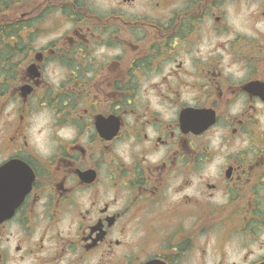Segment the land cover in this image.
I'll return each instance as SVG.
<instances>
[{"label": "flooded vegetation", "instance_id": "af4514ba", "mask_svg": "<svg viewBox=\"0 0 264 264\" xmlns=\"http://www.w3.org/2000/svg\"><path fill=\"white\" fill-rule=\"evenodd\" d=\"M261 25L264 0H0V264L264 252Z\"/></svg>", "mask_w": 264, "mask_h": 264}, {"label": "rangeland", "instance_id": "374dc122", "mask_svg": "<svg viewBox=\"0 0 264 264\" xmlns=\"http://www.w3.org/2000/svg\"><path fill=\"white\" fill-rule=\"evenodd\" d=\"M242 23V22H240ZM253 27H251L250 25H244L242 23V25L237 26V30L241 31L245 34H252L251 33V29ZM261 30L264 31V25H261ZM255 32V29H254ZM252 36V35H251ZM257 39V37H254V41ZM247 43H251L248 40L240 42L241 45L245 46ZM226 232V229L219 231L217 234H215L212 239L210 240H206L205 238L202 239V244L199 247V253L202 252L203 249L207 250V255L209 256V254L213 255L212 257L209 256V258H213V264H217L219 263L220 259L223 257H234V254H238L236 256V258L241 259L243 256L242 254L246 251H251L254 253V257H259V256H264V252H259L257 247L251 248L249 250H244L242 249L241 244V237L234 238L230 244L228 245H223L220 243V237L224 236ZM261 240L264 241V233L261 235ZM208 241V243H206ZM222 247H225L224 249H222ZM225 254V255H224ZM235 258V257H234ZM238 259V260H239Z\"/></svg>", "mask_w": 264, "mask_h": 264}, {"label": "clouds", "instance_id": "9594fccd", "mask_svg": "<svg viewBox=\"0 0 264 264\" xmlns=\"http://www.w3.org/2000/svg\"><path fill=\"white\" fill-rule=\"evenodd\" d=\"M37 149H38L39 151H41L42 154H45V155L50 154V151L47 150V149H45V147H44L42 144H40V143H37Z\"/></svg>", "mask_w": 264, "mask_h": 264}, {"label": "water", "instance_id": "95a60500", "mask_svg": "<svg viewBox=\"0 0 264 264\" xmlns=\"http://www.w3.org/2000/svg\"><path fill=\"white\" fill-rule=\"evenodd\" d=\"M214 123V119H212V121H210V124H213Z\"/></svg>", "mask_w": 264, "mask_h": 264}]
</instances>
